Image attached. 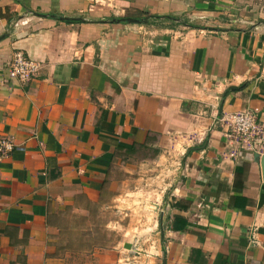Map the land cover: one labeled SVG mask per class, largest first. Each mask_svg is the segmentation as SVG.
Masks as SVG:
<instances>
[{
    "label": "crops",
    "instance_id": "obj_1",
    "mask_svg": "<svg viewBox=\"0 0 264 264\" xmlns=\"http://www.w3.org/2000/svg\"><path fill=\"white\" fill-rule=\"evenodd\" d=\"M1 37L0 264H264V149L225 120L264 128V0H0Z\"/></svg>",
    "mask_w": 264,
    "mask_h": 264
},
{
    "label": "built area",
    "instance_id": "obj_2",
    "mask_svg": "<svg viewBox=\"0 0 264 264\" xmlns=\"http://www.w3.org/2000/svg\"><path fill=\"white\" fill-rule=\"evenodd\" d=\"M39 70L36 62L27 58L22 52H16L9 65V75L19 83L27 84ZM229 127L226 135L230 140L241 143L245 148L260 152L264 149V128L259 124L257 117L249 112H237L225 118ZM14 149L13 144L6 138L0 140V152L6 153ZM250 243L259 246L257 230L249 232Z\"/></svg>",
    "mask_w": 264,
    "mask_h": 264
},
{
    "label": "rangeland",
    "instance_id": "obj_3",
    "mask_svg": "<svg viewBox=\"0 0 264 264\" xmlns=\"http://www.w3.org/2000/svg\"><path fill=\"white\" fill-rule=\"evenodd\" d=\"M134 209V208H133ZM133 209H130L129 211H132ZM128 210H121V213H119V216L122 218V220H124V218H126V216H125V214H126V212H127ZM128 211V212H129ZM140 211L138 210L137 211V215H140V213H139ZM111 214H108V213H106V215H105V220L107 221V217H109ZM110 217H112V215L110 216ZM101 221V220H100ZM141 229H143V227H141ZM148 233V234H147ZM147 233H145V232H142L141 234H143L142 235V240H140V242L138 243V245L136 246V250H139L140 252H141V254H144L143 252H144V250H146L147 249V247H149V246H151V242H147L148 240L147 239H149V232H147ZM101 234H103V233H101ZM104 238H106V240L105 241H108L109 240V238L110 237H108V232H107V230H106V232L104 233ZM111 238H112V236H111ZM141 238V237H140ZM135 241H138L137 239L135 240ZM138 257H140L141 259H142V256H138ZM140 259V260H141ZM143 260H146V258L145 259H143ZM137 262H134V263H136V264H139V260L137 259L136 260Z\"/></svg>",
    "mask_w": 264,
    "mask_h": 264
},
{
    "label": "water",
    "instance_id": "obj_4",
    "mask_svg": "<svg viewBox=\"0 0 264 264\" xmlns=\"http://www.w3.org/2000/svg\"><path fill=\"white\" fill-rule=\"evenodd\" d=\"M63 20H68L67 18H64ZM112 23H129V24H141V23H147L146 20H139L136 18H119V19H113L111 20ZM3 39V37L0 38V41ZM260 163L263 171V177H264V155L260 157Z\"/></svg>",
    "mask_w": 264,
    "mask_h": 264
}]
</instances>
